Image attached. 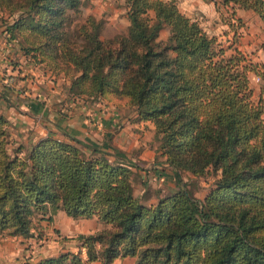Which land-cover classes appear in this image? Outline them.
<instances>
[{"label":"trees","instance_id":"16d2710c","mask_svg":"<svg viewBox=\"0 0 264 264\" xmlns=\"http://www.w3.org/2000/svg\"><path fill=\"white\" fill-rule=\"evenodd\" d=\"M83 1L0 0V26L30 62L63 75L73 97L115 99L134 107L137 121L152 122L163 162L180 178L217 177L202 199L180 179L177 190L146 204L134 195V164L122 152L67 133H50L24 152L0 112V235L31 237L36 215L61 208L104 227L79 234L77 252L36 264L127 257L133 264H264V61L238 49L227 54L175 0H123L127 32L111 39L91 15L72 26ZM210 1L233 39L244 26L238 9L255 14L264 32V0ZM252 72L262 80L257 101Z\"/></svg>","mask_w":264,"mask_h":264},{"label":"crops","instance_id":"0c3cea01","mask_svg":"<svg viewBox=\"0 0 264 264\" xmlns=\"http://www.w3.org/2000/svg\"><path fill=\"white\" fill-rule=\"evenodd\" d=\"M175 2L183 13L189 4L197 10L206 6L208 13L213 15L217 13L214 3L210 0ZM250 12L244 9L237 10L238 16L241 17L250 15ZM61 76L59 75V78L50 76L49 71L42 70L40 66L30 62L22 54L17 43L4 39L0 28V112L9 121L8 131L13 145H22L25 152L40 138L50 133L63 139H67L64 134L67 133L111 155L118 151L122 152L123 161L134 164L131 167L134 195L144 203L154 204L159 196L164 195L149 194L147 183L161 181L160 186L166 189L162 190L163 192H166L167 188L169 190L171 187H174V190L177 188L176 185L183 179V173L180 178L165 162L153 164L152 170L147 171H142L138 167V163L154 155L147 146L150 141L148 137L153 135L154 131L152 122L137 121L136 111L132 106L116 105L104 99L91 101L73 97L68 93L69 82ZM145 126L148 128L147 131H144ZM111 159H114V156H111ZM188 176L194 178L190 173ZM63 222L65 228L51 220L48 222L52 223L49 231L53 228L59 230L57 234H52V238L56 239L53 242H58L57 248L61 249L60 252L56 250L48 255L42 250L45 245L41 246L40 250L31 251L30 254V237L0 235V264H36L61 252H77L79 243L78 240H74L77 235L93 233L104 227L96 217L80 218L75 221L64 218ZM43 223L44 220H40L38 225L41 226ZM88 225L91 229L87 228ZM65 237L70 239L64 242L62 239ZM82 257L85 258L84 250ZM131 259L133 263L135 259ZM120 260L116 259L113 264Z\"/></svg>","mask_w":264,"mask_h":264},{"label":"rangeland","instance_id":"374dc122","mask_svg":"<svg viewBox=\"0 0 264 264\" xmlns=\"http://www.w3.org/2000/svg\"><path fill=\"white\" fill-rule=\"evenodd\" d=\"M191 5L192 4H189V6L184 8V13L192 18L197 19L202 25V27L207 31V33H209L210 35H214L217 40L221 43V45L227 49V54L234 52V49H238L242 51V53L246 54L250 60L256 62H263L262 59L264 58V32L262 31L261 23L255 14L250 12V15L248 14L246 15V17H243L244 26L237 30V38L233 39V32L227 25L222 23L218 13L213 15L208 13L206 6L201 8V10H197V8H193ZM126 11L127 10L125 8L123 0H84L80 6V10L76 14H73L72 26L75 24L77 26L79 24L84 23L86 18L91 15L96 20H101L103 22V29L101 33L102 38L111 39L117 35H123L127 32L128 18ZM0 28L2 27L0 26ZM167 35L168 30L164 29L160 32L159 38L165 39ZM3 37L4 39H6L4 33ZM50 76H55L56 78H59V75H54L52 73H50ZM61 77L63 79V75ZM249 82L253 92V99L257 101L261 94L262 80L260 79L259 81H256V75L252 72L249 73ZM60 83L62 84V80H60ZM261 98V101L264 105V93L261 95ZM107 101L117 105V101L115 99ZM120 105L122 106V104ZM147 130L148 128L147 126H145L144 131ZM148 139L150 141L148 140L149 142L147 143V146L149 147V150L154 152V155L150 156L149 159L138 163V167L141 168L142 171L152 170L151 165H157V163L163 161V157L160 155V151L158 149L159 143L154 139V131L153 135H149ZM84 150L86 151V149ZM216 177L217 176L214 174H208L204 177L191 178L188 176V173L186 174V172H183L182 180L187 183V187L194 193L196 197L202 199L205 194L209 191V189L213 186ZM159 182L161 183V181ZM159 182L154 181L150 184L147 183V185L149 186V194L162 193L166 195L177 190L178 188V185H176L177 188L175 190L174 187H171L170 190L167 188V191L163 192L166 189H164L163 186H160ZM59 212L61 214H59ZM64 218L71 219L74 221L80 219L68 216L61 208H51L45 215L38 214L35 216V228L33 230L34 232L32 233V236L33 234L35 235L33 237H30V254L31 251L40 250L41 246L44 245L45 248L43 247L42 250H45V255H48L49 253H54L56 250L60 252L61 249L57 248L59 246V243H54L53 241H56V239L52 238V234H57L59 230L53 228L52 231H49L48 229L50 228V226H52V223L50 224L48 222H50L51 220L52 222L57 223L65 228L66 225L63 222ZM40 220H44V226L38 225ZM87 228L91 229V226L88 225ZM77 236L74 238V240L76 241L78 240ZM37 239H39V242L37 241ZM69 239L70 238L65 237L64 239H62V241L66 242ZM132 261L133 260L131 258H127L125 260L117 261L115 264H133Z\"/></svg>","mask_w":264,"mask_h":264},{"label":"built area","instance_id":"2783aa9c","mask_svg":"<svg viewBox=\"0 0 264 264\" xmlns=\"http://www.w3.org/2000/svg\"><path fill=\"white\" fill-rule=\"evenodd\" d=\"M260 79H259V77L258 76H256V81H259Z\"/></svg>","mask_w":264,"mask_h":264}]
</instances>
